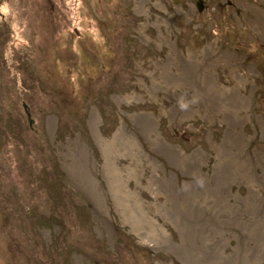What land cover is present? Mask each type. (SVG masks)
Wrapping results in <instances>:
<instances>
[{"label": "rangeland", "instance_id": "374dc122", "mask_svg": "<svg viewBox=\"0 0 264 264\" xmlns=\"http://www.w3.org/2000/svg\"><path fill=\"white\" fill-rule=\"evenodd\" d=\"M138 1L0 0V264H264L250 228L199 236L173 220L186 191L203 189L199 176L211 178L229 132L245 134L243 157L264 182V0H145L143 11ZM210 47L217 83L250 97L236 126L162 82L165 66L179 72L176 54L202 59ZM158 133L184 161L167 157ZM105 155L120 167V196ZM235 177L227 203L260 188Z\"/></svg>", "mask_w": 264, "mask_h": 264}, {"label": "bare ground", "instance_id": "6f19581e", "mask_svg": "<svg viewBox=\"0 0 264 264\" xmlns=\"http://www.w3.org/2000/svg\"><path fill=\"white\" fill-rule=\"evenodd\" d=\"M137 9L138 11L145 10V0L138 1ZM164 39L167 44L173 47L172 40L169 37H164ZM212 48H208L202 59L193 53H190L187 57L176 54L168 63L176 65L179 68V72L175 73L168 66H165L164 71H162V82L169 88L172 86L183 88L182 92L175 94L180 100L198 105L203 103L206 105V108L213 106L218 113L220 112L224 115V119L229 126H236L243 119L239 116V111L250 106V97L240 94V90L236 87H227L217 83L218 76L211 67L214 64L212 61H206L207 55L212 52ZM186 87L192 91L185 90ZM190 109L195 110L194 107L188 105L185 111L188 112ZM186 112H184V115H187ZM147 119L149 120L145 119L146 125L150 128L148 131L152 130V128L155 130V126L157 127L156 119L152 115L147 116ZM91 122L95 128V135L99 138L100 133L97 125V115L95 113L92 115ZM124 135L125 133H118L115 135V139L121 143L123 142L122 137ZM130 136L132 137V135ZM118 137H120V140H118ZM244 138L245 134L242 132H229L226 135V148L221 150V152L223 151L222 156L219 157L218 165L211 178L203 174L199 176V183L203 189L197 190L198 187L195 185L191 187L190 191H186L187 195L191 197V200L177 204L174 209L179 208L181 215L174 216L173 220L178 230L199 236L208 235L211 232L223 231L224 225L229 224V222H232L242 229L250 228V232L256 236V248L258 250L254 249L255 251H253L256 253L258 261L260 262L264 260V253L261 254L264 250V221H257L256 217L264 209V196L262 193V190H264V182H260L257 179L252 160L243 157L245 152ZM133 141L136 147L135 139ZM155 144L162 149L168 158L173 159L175 162H179L180 160L184 161L182 158H185V154L175 149L173 145L166 143L160 137L159 133L156 136ZM82 147L85 151V162L84 166H82L84 171L87 168L86 163L90 155L85 145L82 144ZM102 149L104 152L105 150H109L107 146L105 149L102 147ZM203 154V151L199 150L196 154L189 156L188 165L190 168H193V170L196 168V163H198L199 157L201 158ZM103 169L110 189L120 196L123 193V181L121 177L117 176V172L121 171L120 167L117 164L115 165L108 155H105ZM234 176H236L235 179L241 178V180L246 181L248 185L257 184L260 188H250L248 193L241 197L239 202L227 203L223 197L221 198V191L226 183L232 180ZM85 181L89 184L90 182L92 183L90 178H86ZM197 195L203 197V203L194 202L193 199ZM97 196L101 199L99 194ZM193 203L195 207H193ZM187 205H191V207H188V210L185 209ZM183 214L187 219L183 217ZM245 214H248L250 217L247 219L248 221L242 219ZM202 219L203 221H200ZM251 219L254 221L253 224L250 222ZM159 229H162V234ZM156 231V234L162 235L164 239L165 237L163 235L166 236L168 234L163 225L161 227L160 225L158 227L156 226ZM198 231L201 234H197L196 232ZM164 241L169 243L167 239Z\"/></svg>", "mask_w": 264, "mask_h": 264}, {"label": "water", "instance_id": "95a60500", "mask_svg": "<svg viewBox=\"0 0 264 264\" xmlns=\"http://www.w3.org/2000/svg\"><path fill=\"white\" fill-rule=\"evenodd\" d=\"M25 110L27 112L28 118H29V122L32 123L33 119L31 118V113L28 109V106L26 104H24Z\"/></svg>", "mask_w": 264, "mask_h": 264}]
</instances>
